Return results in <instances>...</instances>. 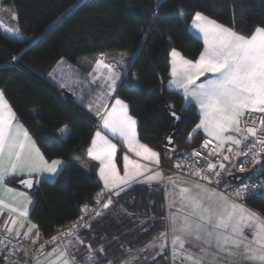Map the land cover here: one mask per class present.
I'll return each instance as SVG.
<instances>
[{
    "label": "trees",
    "instance_id": "1",
    "mask_svg": "<svg viewBox=\"0 0 264 264\" xmlns=\"http://www.w3.org/2000/svg\"><path fill=\"white\" fill-rule=\"evenodd\" d=\"M3 2L16 13L18 29L25 37L14 39L0 31V88L46 158H63L68 163L57 180H43L32 192L35 201L30 218L37 224L41 236L77 218L83 205L91 202L102 188L95 165L89 176L74 167L76 159L86 158L98 120L78 103L62 98L60 89L48 80V74L61 59L77 62L81 57L99 53L128 52L133 60L126 79L135 75L142 87L139 90L122 88L118 97L128 102L131 114L138 120L140 140L164 158L169 148L164 144V137L171 120L162 95L184 116L174 155L188 152L203 139L197 132L189 142V133L199 120L196 107L185 105L182 94L166 88L170 77V49L176 48L195 60L204 47L203 40L187 28L194 14L204 13L244 35L252 34L258 26L264 27V0ZM65 125L69 126V132L62 137L59 130ZM116 198L122 211L131 215L127 223L134 226L133 222L141 217L149 220L141 227L146 232L136 236L138 231L134 229L124 237L134 238L130 246L139 245L164 226L165 192L160 185L137 183ZM248 204L264 216V197L251 198ZM114 245V242L110 244Z\"/></svg>",
    "mask_w": 264,
    "mask_h": 264
},
{
    "label": "snow or ice",
    "instance_id": "2",
    "mask_svg": "<svg viewBox=\"0 0 264 264\" xmlns=\"http://www.w3.org/2000/svg\"><path fill=\"white\" fill-rule=\"evenodd\" d=\"M153 16L156 17L157 13L154 12ZM12 18L17 19L15 15ZM191 28L202 34L204 49L195 61L186 59L180 52L172 49L170 53L172 79L167 87L182 90L186 103L194 100L199 105L201 119L189 133V142L198 130H203L212 139L205 141L202 147L209 148L213 141H216V144L205 157L206 168L198 167L200 160L196 159L191 162L190 174L208 184L213 183L215 177L214 183L219 185L224 173L230 174L225 161L233 167L238 166V171L244 173L249 159L256 172L264 173V163H262L264 157L261 156L264 154V27L258 26L250 36H244L203 13L196 12ZM95 70L100 72V75L92 73L88 75L92 76V84L99 82L101 90L89 104V110L93 104H97L96 115L100 117L101 127L104 130L113 137H119L127 145L129 152L134 153L136 157L159 165V153L138 140V122L130 114L129 104L118 98V92L122 88L139 90L142 87L138 82L139 78L134 76L132 81H128L126 73L116 70L113 65L103 60L96 61ZM209 73L212 74L211 78L197 84L200 77ZM107 98L113 99L114 103L109 105L100 102ZM252 113L262 115L252 118ZM171 116L180 119L175 112H171ZM250 118L252 123L249 125L247 121ZM59 131L62 134L68 132L66 127ZM171 142L170 136L168 143ZM172 151L175 153L174 149ZM116 152L117 145L104 132L96 131L87 155L93 161L99 162V176L106 188H120L122 191L121 186L130 185L139 178H142L144 183L163 178V174L159 171L146 175L152 171L148 164L132 159L127 154L123 157L124 174L121 176L115 163ZM201 155V152L196 150L190 154L195 158ZM217 156L222 159L217 162L209 159ZM188 159L184 158L185 161ZM182 164L183 161L177 162L176 167H182ZM62 168L61 160L54 159L49 163L45 159L28 130L18 122L16 113L5 98L4 91L0 90V189L12 193L14 190L7 187L6 181L14 176H27L28 178L19 182L27 188H32L35 184L43 182L45 174L49 177L56 176ZM37 176L41 179H36ZM256 187L244 184L241 188L234 189L232 195L241 198L250 188L255 191ZM258 187L264 188V183ZM180 193L182 201L191 212L186 214L179 224L176 213L169 217L170 230L173 233V261L181 259V264L185 261L189 264H217L218 257H232L236 255L234 249L243 248L246 259L252 260L254 264H264V217L230 200L216 188H210L199 182L192 188H181ZM115 194L119 195L118 192ZM17 197L25 201L22 209L7 203L0 195V209L13 214L10 222H5L4 239H0V251L5 252L4 259L9 264H20V261L11 260L16 252H22L25 257L30 255L28 249L23 247H14L11 251H7L10 237L23 235L24 239H28L32 231L37 229V225L28 220V205L32 204L31 199L24 192H16L12 199ZM110 204L111 200L104 203L103 207L108 208ZM210 204H215L216 207L213 208ZM85 212L87 214L86 209ZM2 214L3 212L0 211V215ZM21 218L28 224L23 234L19 228H15ZM80 220H84V217H80ZM81 226L91 227L87 221L83 225L77 223L72 225L68 234H75V230ZM23 227L24 223H20V228ZM245 229L252 231V240L248 239ZM35 235L39 238L38 230ZM189 241L199 242L202 255H194L185 248ZM80 243H83V240ZM213 245L216 251L211 250ZM160 248H164L163 243ZM102 251H104L103 247L92 250L88 256V264H99V257L95 253ZM40 253L43 254V245ZM31 255L34 264H43L37 255ZM209 256L211 259H208ZM23 264L28 262L25 260ZM48 264H77V260L67 250H61L56 254V259L49 260Z\"/></svg>",
    "mask_w": 264,
    "mask_h": 264
},
{
    "label": "crops",
    "instance_id": "3",
    "mask_svg": "<svg viewBox=\"0 0 264 264\" xmlns=\"http://www.w3.org/2000/svg\"><path fill=\"white\" fill-rule=\"evenodd\" d=\"M161 2V0H160ZM10 9H11V6H9ZM204 14V13H203ZM205 15V14H204ZM207 16V15H205ZM209 17V16H207ZM210 19H213L211 17H209ZM215 20V19H213ZM218 22V21H217ZM191 23H192V20L191 22L188 24L187 28H188V31L197 36V37H200V39H203V36L202 34L198 33L196 30L192 29L191 28ZM220 23V22H218ZM221 24V23H220ZM226 26V25H225ZM228 27V26H226ZM231 28V27H229ZM233 29V28H231ZM234 30V29H233ZM1 31V30H0ZM236 31V30H234ZM2 32V31H1ZM237 32V31H236ZM254 32V31H253ZM239 33V32H237ZM241 34V33H239ZM241 35H244V34H241ZM251 35V34H250ZM250 35H244V36H250ZM24 38V37H23ZM22 39V38H21ZM173 48L170 49V53L172 51ZM175 50H177L178 52H180L182 54V56H184L186 59H189V60H192L190 58H188L187 56H185L180 50L174 48ZM204 49V47H203ZM202 49V51H203ZM201 51V52H202ZM199 57V56H198ZM198 59V58H197ZM97 60H103L105 63L107 64H110V65H113L114 68H116V70L118 71H122L124 73H126V76H127V72L129 70V67L131 65V62L133 60V58L129 55L128 52L126 51H116V52H107V53H99V54H95V55H89V56H85V57H81L80 59L77 60V62H70L68 60H65V59H61L54 67L53 69L50 71V73L48 74V80L54 84L55 86H57L58 88L60 83L61 82H66L68 83L70 79H77V86H76V90H77V97L71 99V101H74L76 103H78L80 106H82L84 109H86L91 115H93L95 118H97L98 122L96 123L95 125V132L96 131H102L104 132L105 135H107L109 137L110 140H112L113 143H115L117 145V152H116V156H115V163L117 165V169L119 171V174L121 176H123L124 174V169H123V157L125 154L129 155L130 158L132 159H136L138 160L139 162L143 163V164H148L149 168L152 170L151 172L149 173H146V175H152L154 174L155 172L159 171L163 174V178L162 179H159V180H154L152 181L151 183H144L142 182V178H139L136 182H132L130 185H123L121 186L123 188L122 191L130 188L132 185L134 184H137V183H141V184H144V185H148V186H151V185H160L161 187H163L164 189V192H165V206H166V218H165V224L164 226L162 227V229L158 230L157 232H155L152 236H151V239H150V243L153 245V246H159L161 245V243L163 242L162 241V234L167 230V226L169 224V214H170V211L168 208H170V201H171V192H174L176 190H180L182 188V186H187V183L189 182L192 186L197 183V182H194V181H191V180H188L184 177H181V176H173L169 173L168 170H166V168L170 167L173 163V159H174V153H173V149L175 150L174 147H169L165 150V156L164 158H162V155L160 154L159 151H157L156 149L150 147L151 149H153L154 151L158 152L159 155H160V163L159 165H156V164H153V163H150L148 161H144L142 158L140 157H136L134 153H131L129 152L128 150V147L127 145L119 138V137H113L110 133H108L106 130H104L102 127H101V121H100V117L96 115V109H97V104H93V106L91 107V110H89V104L93 102L94 98L98 95V92L101 90L99 88V82L97 84H92L91 83V80H92V76L91 75H88L89 73H92L93 75H100V72H97L95 70V63ZM171 60H172V57L170 55V71H171V67H172V64H171ZM196 60V59H195ZM193 60V61H195ZM121 65H123L124 67L122 68ZM135 75L131 76L132 79ZM131 77H128L127 80L130 81V78ZM212 77V74H206L205 76H202L200 77V79L197 81V84L201 83V82H204L205 79L207 78H211ZM172 79V77L170 76L168 81L166 82V88L169 89V90H173V91H176L180 94L183 95V92L182 90H177L175 87L173 88H168V84H169V81ZM0 90H2L0 88ZM184 97V96H183ZM6 98V97H5ZM120 98V97H118ZM7 99V98H6ZM122 99V98H120ZM123 100V99H122ZM8 101V99H7ZM125 101V100H124ZM101 103H108L109 105L111 103H114V100L111 99V98H107L105 101H100ZM126 102V101H125ZM9 103V101H8ZM128 104V102H126ZM184 103L185 105H188V104H193L198 113H199V120L197 123H199L200 119H201V114H200V109H199V105L196 104V102L194 100H189L186 104V101H185V98H184ZM10 104V103H9ZM11 106V105H10ZM12 107V106H11ZM13 109V108H12ZM14 111V110H13ZM101 111H103V109H101ZM129 111H130V108H129ZM15 112V111H14ZM131 114V112H130ZM132 115V114H131ZM133 116V115H132ZM17 117V115H16ZM134 117V116H133ZM135 118V117H134ZM136 119V118H135ZM18 122L21 123L27 130L28 128L17 118ZM137 120V119H136ZM138 122V120H137ZM196 123V124H197ZM138 124L137 123V133H138V140L141 142V143H144L140 140L139 138V129H138ZM196 124L194 125L193 129L195 128ZM29 134L32 136V139L35 141L36 143V147L40 149L41 153L42 150L40 148V146L38 145L36 139L34 138L33 134L28 130ZM95 132L93 134V137L92 139L94 138L95 136ZM192 132V131H191ZM198 132H200L202 134L203 137H208L207 134L203 131V130H198ZM92 142V140H91ZM91 142L90 144L88 145L87 147V150L89 149V147H91ZM145 144V143H144ZM147 145V144H146ZM87 150H86V158L85 159H76V161L74 162V167L78 168L83 174L89 176L92 172V166L95 165L96 167V173H97V176H98V179L100 180L101 184H102V188L99 190V191H108L110 192V197H111V201L113 200L112 198V194L117 196L115 193H121V189L120 188H111V189H108L105 187V184H104V181L100 178L99 176V162L98 161H93L88 155H87ZM44 155V153H43ZM45 159L48 160L49 163H51L52 160L54 159H59L63 162V168L68 164L67 161L63 158H54L52 160H49L46 158V156L44 155ZM62 168V169H63ZM61 170L59 171V174H60ZM58 175L56 176H51L49 177L47 174H45V176L43 177V180H49V181H55L57 180L58 178ZM20 178L19 176H14V177H10L7 181H6V185L7 187L9 188H12L14 191L12 193H9L7 191H5L4 189H0V195L3 196L4 200L9 203V204H12L18 208H23L25 206V201L23 198H20V197H17L16 199H12V197L14 196V194L16 192H24L26 193V195L31 199L32 201V204L28 205V211H29V216H28V220L32 223V224H35L37 225L36 223H34L31 218H30V212H31V209L34 205V197L32 195V192L38 188L39 184H35L34 185V189L33 191H27L23 188H20V187H17L14 185V181L16 179ZM170 178V179H169ZM36 179H41V177L37 176ZM62 183L65 184V181H63ZM202 184V183H200ZM218 191V190H217ZM220 192V191H219ZM226 195V194H225ZM227 196V195H226ZM230 200L233 201V199H231L229 197ZM119 205V204H118ZM211 207L215 208L216 205L215 204H210ZM120 209H121V206L119 205ZM245 208H250L251 210L257 212L258 214H260L261 217H264L261 213H259L258 211H256L254 208H252L251 206H244ZM248 210V209H247ZM0 211L3 212L2 215H0V226L1 227H5V222L6 221H9L10 222V217L13 215L9 212H7V210H4V209H0ZM122 211V210H121ZM123 212V211H122ZM239 214V213H238ZM109 215H111L113 218L116 217V213H112L111 212V209H110V206L108 208H104L99 215H96V216H93V217H90V218H87L85 219L81 225H83L85 223V221H87L91 227L92 226H95V219H98L100 220L99 223L97 224H102L104 225L105 224V220L109 217ZM123 216V214H122ZM112 218V219H113ZM108 220L111 221V219L109 218ZM20 223H24V227L23 228H20ZM20 223H18L15 228H19V230L21 231V233L23 234V232L27 229L28 227V224L23 220V218H21L20 220ZM94 223V224H93ZM213 223H215V220H213ZM93 224V225H92ZM130 223H128L127 225L129 226ZM90 227V228H91ZM207 227V226H206ZM82 228V231H84L85 233L89 230L91 231L89 228H85L83 226L79 227V229ZM39 231L40 235L41 236V232L40 230L38 229V226H37V229H34L32 231V233L30 234V237L28 239H35L37 238L35 233L36 231ZM249 229H245V234L248 236V239H249V235L251 233L248 232ZM251 232V230H250ZM87 234V233H86ZM85 234V236H86ZM72 235V234H70ZM23 236V235H22ZM67 236V235H66ZM65 237V236H64ZM62 239V238H60ZM59 239V240H60ZM58 242V241H57ZM172 242V240H171ZM151 245V246H152ZM197 247H201L200 244H197L195 245ZM213 247H215L213 245ZM63 250V247L62 246H57V247H54L52 249H49L47 251H45L40 257H38L42 262L43 264H48V261L51 260L52 258L51 257H56V254L59 253V251H61V249ZM67 250V252L69 251L70 252V249L67 248L65 249ZM118 251V250H117ZM166 251V247H165V250L163 249H158L157 251L154 249L152 250V253L150 254V256H163V255H166L165 253ZM214 251V249L212 250ZM234 251L236 252V255L232 256V257H228L231 261L230 262H226V261H222V262H217L219 264H229V263H232V264H249L252 263L254 264V262L250 259H246L245 258V255H244V250L243 248L239 249V250H235ZM99 253V254H98ZM48 254H53L51 256H49ZM98 254V257L101 258L102 261H100L99 263L100 264H104V262L106 260H104V254L101 253V252H97ZM112 255V256H111ZM110 256L111 257H115L114 254H111ZM47 257V259H46ZM108 254H107V259L108 258ZM167 257V255H166ZM181 261V259H179ZM180 261H178V263H181ZM185 263V262H184ZM28 264H34L33 261L29 262ZM169 264V263H168ZM185 264H189V262L185 263Z\"/></svg>",
    "mask_w": 264,
    "mask_h": 264
},
{
    "label": "rangeland",
    "instance_id": "4",
    "mask_svg": "<svg viewBox=\"0 0 264 264\" xmlns=\"http://www.w3.org/2000/svg\"><path fill=\"white\" fill-rule=\"evenodd\" d=\"M3 1L4 0H0V30L2 31L4 35L9 36L14 39H21L25 37V35L22 34L18 29L17 19L12 18L13 15L17 17L16 13L12 9V7L10 9L9 5L7 3H4ZM130 81H132V77L130 78ZM36 110L37 109L34 110V113ZM64 127H66L69 132V126L65 125L62 128ZM68 132L65 134H62L59 131L62 137H66L68 135ZM62 185H64V183H62ZM185 187L192 188V185L188 182L187 186L186 185L182 186V188H185ZM180 190L171 192L170 208H168L170 211L169 217L173 213L177 214L178 224L182 222V219L186 214L191 212V209L186 207L185 202L182 201ZM112 198L113 200L111 201V204L109 206H110L111 212L113 214L116 213L115 218L109 215V217L105 220L104 225L97 224L100 222V220L95 219L96 221L94 222L95 226H92L91 228H89L91 231L88 230L86 232L87 234L84 231H82V228L81 229L78 228L75 234L62 237V239L58 240V242H56L53 246L44 250L43 253L54 247L62 246L63 250L67 248L70 249V252L68 251V253L71 256H74L76 258L77 264H88V256L90 252L94 249H99L103 247L104 251H102L101 253L104 254V260H106L104 264H166V263L167 264L168 263L169 264H181V263H178V261H180L179 259L175 261H173L172 259L171 240L173 237V233L170 230V219H169V224L167 226V230L163 233V234L166 233L167 235L166 236L161 235L162 241H163L162 243L164 244L163 250H165V247H166L165 253L167 252L166 253L167 257L166 255L165 257L164 256L162 257L150 256V254L152 253V250L154 249L156 251L158 249L161 250L160 245L153 246L150 243L152 241V240L150 241L151 236L147 238L146 240H144L143 242L139 243V245L134 246V247L130 246V244L134 241V238H130V237L124 238L129 233L131 234L134 229L135 231H138L136 236L141 235L144 232H146L147 229L143 228L142 230L141 227L142 225H144L145 223L149 221L148 218L146 217L138 218V221L133 222L135 223L134 226L131 223L128 226L127 222L129 221L131 215H126V212L121 211L122 209H120L118 205V199L116 198L115 195L112 194ZM234 202L237 203L236 201ZM245 209L255 212L251 210L250 208H245ZM122 214L125 215V217H123ZM109 218L111 219V221L108 220ZM121 218H123V221H120ZM248 232L251 233L249 235V240H252V231L250 232V229H249ZM176 234L179 235V233H176ZM81 240H83V243H80ZM112 242L116 243V246L115 245L110 246ZM197 244H199V242L189 241L188 243H186L185 248L194 255H197V256L202 255V253L200 252V247L195 246ZM60 249L62 250V248ZM213 249L214 251H216L215 247H212L211 250ZM110 253H113L115 257H111L112 255L110 256L109 255ZM95 254L98 256L99 253L97 254L96 252ZM107 254L109 256L108 257L109 259L106 258ZM41 255L42 254H40L38 257H40ZM51 258H52L51 260L56 259V257H51ZM208 259H211V256H209ZM100 261L102 260L99 257V262ZM222 261L230 262L231 260L228 257L227 258L218 257L217 262H222ZM185 263H187V261H185ZM229 264H232V263H229ZM249 264H252V263L249 262Z\"/></svg>",
    "mask_w": 264,
    "mask_h": 264
},
{
    "label": "built area",
    "instance_id": "5",
    "mask_svg": "<svg viewBox=\"0 0 264 264\" xmlns=\"http://www.w3.org/2000/svg\"><path fill=\"white\" fill-rule=\"evenodd\" d=\"M76 86H77V79H70L68 83L61 82L59 85V87H60L59 89H60V93L62 95V98L73 99V98L77 97ZM260 115H262V114L252 113V118H258ZM247 122L250 125L252 123V119L250 118ZM210 139H212V138L211 137H203L201 142L197 146L191 148L188 152L175 155L172 165L170 167L166 168V170H168L169 173L173 176H181V177H184L188 180H192L195 182H199V183L208 185L211 188H216V190L223 192L228 197H230L231 199H233L237 203L244 205V206L249 205L248 200L251 198L264 197V188L258 187V185L264 183V173H258L255 171V168L251 162V159H249L245 165L247 170L244 173H246V175L237 181L230 179V175L238 174L241 172L238 171V166L233 167L232 164H230L227 161H225L224 163L230 169V174L228 172L224 173L223 180L219 185H216L214 183L215 177H213V183L208 184V182L200 180L198 177L190 174L191 162L196 160V159L200 160V164L197 165L198 167L206 168L207 160L205 159V157L207 156L208 152H210L212 150V148L215 146L216 141H213V143L211 145H209V148H207V149L203 148L202 145L204 144L205 141L210 140ZM193 150L201 152L202 155L198 158L191 157L190 154L193 152ZM261 156L264 157V154H261ZM186 157L189 158L187 161L184 160V158H186ZM209 159H212L213 162H217L218 160L222 159V157H220V156L209 157ZM181 161H183L182 167H179V168L176 167L177 162H181ZM262 163H264V159H262ZM256 167H259V166H256ZM244 184L257 186V187H256L255 191H252L250 188V190L247 193H245L244 196L241 198H237V197L233 196L232 195L233 190L241 188ZM101 193H102V195H99ZM110 194L111 193L108 191H98L97 193H95L92 197L91 202L83 205L82 211L77 218H75L71 221H68L64 224L58 225L55 228L54 232L49 234V235L39 236V238H35V239H24L22 235H21V237H14V238L10 237V243L8 244L7 251H11L14 247L15 248L23 247V248L28 249V251L30 253L29 256L25 257L22 252H16L15 255H13L11 257V260L20 261V264H23V262L25 260L28 263L31 262L32 261V255L31 254H35L37 256H39L41 254L40 253L41 245H43V251L46 250L47 248L53 246L60 238L66 236V235H70L68 233L72 229V225L77 224V223L79 225H81V223L85 219L96 216L97 212L100 213L104 209L103 204L107 203L109 200H111ZM85 209L87 211V214L85 212ZM82 216L84 217V220H80V217H82ZM4 228L5 227L0 226V239H4V236H5ZM76 230H75V232H76ZM33 240H35L36 242L32 243ZM4 255H5V252L0 251V264H9V262L4 259Z\"/></svg>",
    "mask_w": 264,
    "mask_h": 264
},
{
    "label": "water",
    "instance_id": "6",
    "mask_svg": "<svg viewBox=\"0 0 264 264\" xmlns=\"http://www.w3.org/2000/svg\"><path fill=\"white\" fill-rule=\"evenodd\" d=\"M162 103H163V106L166 110L168 117L171 120L170 128H169L166 136L164 137V144L168 147H174L176 138H177L178 134L180 133V131L184 125V116L182 113L178 112L173 107L169 108V106H171V105L169 104V102L167 101V99L165 98L164 95H162ZM171 112H175L176 116L180 117V119L177 120L175 117L171 116ZM170 136L172 137V142L168 143V137H170ZM245 175H246V173L232 174V175H230V179L237 181ZM26 178H28V177L25 176V177H20V178L16 179L14 181V185L17 187L23 188L27 191H33L34 187L27 188L24 184L19 182L21 179H26Z\"/></svg>",
    "mask_w": 264,
    "mask_h": 264
}]
</instances>
